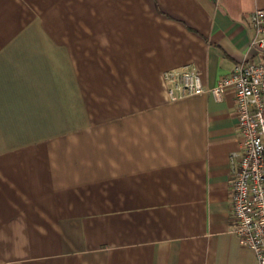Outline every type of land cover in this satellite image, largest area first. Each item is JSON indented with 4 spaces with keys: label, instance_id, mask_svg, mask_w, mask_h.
I'll use <instances>...</instances> for the list:
<instances>
[{
    "label": "crops",
    "instance_id": "0c3cea01",
    "mask_svg": "<svg viewBox=\"0 0 264 264\" xmlns=\"http://www.w3.org/2000/svg\"><path fill=\"white\" fill-rule=\"evenodd\" d=\"M264 0H0V264H259L231 231L235 92Z\"/></svg>",
    "mask_w": 264,
    "mask_h": 264
},
{
    "label": "built area",
    "instance_id": "2783aa9c",
    "mask_svg": "<svg viewBox=\"0 0 264 264\" xmlns=\"http://www.w3.org/2000/svg\"><path fill=\"white\" fill-rule=\"evenodd\" d=\"M255 34L252 47L259 54L236 63L210 89L193 67L168 70L164 78L172 100L206 91L221 99L228 88L235 92L241 150L231 155L234 178L231 183L233 223L240 242L252 248L264 264V9L250 17Z\"/></svg>",
    "mask_w": 264,
    "mask_h": 264
}]
</instances>
